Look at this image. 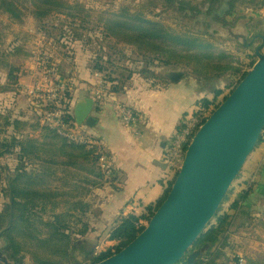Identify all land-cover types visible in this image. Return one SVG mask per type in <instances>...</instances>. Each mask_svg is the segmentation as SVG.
I'll return each mask as SVG.
<instances>
[{
	"label": "trees",
	"instance_id": "obj_1",
	"mask_svg": "<svg viewBox=\"0 0 264 264\" xmlns=\"http://www.w3.org/2000/svg\"><path fill=\"white\" fill-rule=\"evenodd\" d=\"M168 1L170 0H166ZM24 2L29 4L30 12L38 19L52 13L65 14L66 10L65 5L59 0H0V10L19 19L21 7L28 9V5L25 6ZM67 14H69L68 11ZM124 18L127 19L126 22L114 20L104 23V26L108 29H111V26H126L129 28L130 35L125 42L136 45L140 51L152 53L159 62L190 67L197 77L207 78L209 75L218 77L225 74L235 77L237 75L234 88L245 76V69L252 64L251 61L245 69H242L238 67L240 63L234 62L233 55L216 50L200 37L187 34L173 35L158 22L146 20L139 15L132 17L124 15ZM76 36L80 37V35ZM191 61L194 63H190ZM47 67L49 69L58 65L50 58ZM101 69L102 66L98 64L90 67L91 71L101 72L99 71ZM19 73V67H10L5 81L0 83V94L14 91L18 87ZM148 76L158 80L162 77L154 71H151ZM105 80L113 84L116 82V88L113 89L116 92L123 91L126 87L125 84L119 86V82L114 81L107 74ZM72 88L73 86L67 85L69 99ZM221 93L220 89H216L212 93V98L203 97L195 102L196 107L193 112L203 114L202 122L218 106L214 104V100ZM65 110L69 111L65 113L66 122L75 128L76 121L69 102ZM28 113L34 115L33 120L28 121V115L23 118L15 115L13 117L10 112L2 117L4 125L11 127L12 130L7 138L0 140V157L15 153L17 160L13 175L0 174V191L4 192L6 197L12 198L13 222L5 234L8 242L7 253L16 264H24L27 256L31 264H71L78 240L90 232L86 220V215L91 208L90 196L94 189L115 180L109 164L110 155L95 137L82 133L86 140L90 139L94 142L91 146L74 142L43 125L41 111L30 109ZM26 127L33 130L41 129L40 136L29 134L24 136L21 132ZM102 156L107 159L106 168L102 166ZM0 169L7 170V167H2L0 164ZM174 176L167 183L156 204L147 205V215L128 213L120 216L116 225L111 227L108 233V240L116 244L100 251L95 255L94 261L118 252L145 227L154 210L166 197ZM251 192L252 185L242 188L235 197L228 198V206L224 211H217L214 217L215 223L211 224L195 243V246L207 245V255L197 259L194 264H236L242 258L228 257L226 253L221 252V249L226 247L224 242L226 237L223 234L241 214L242 204ZM81 215H84L82 219L79 218ZM8 217L9 213H0V229L5 225ZM77 217L79 219L74 223ZM145 221L146 223L143 224ZM78 224L80 227L75 230L74 225ZM220 235H223L221 239ZM219 240H221L220 244L217 243ZM245 264H264V259H249Z\"/></svg>",
	"mask_w": 264,
	"mask_h": 264
},
{
	"label": "rangeland",
	"instance_id": "obj_2",
	"mask_svg": "<svg viewBox=\"0 0 264 264\" xmlns=\"http://www.w3.org/2000/svg\"><path fill=\"white\" fill-rule=\"evenodd\" d=\"M65 5V14L52 13L51 15L38 19L30 12V7L27 2H24L25 6L28 5V9H20L21 15L19 19H16L9 15V13L0 10V76H6L10 67H19L21 72L26 70L34 71V68H29L31 64L37 69L35 80L30 83L31 85L39 84L38 88H33V91L28 93L32 86L27 87L26 90H20V97L18 103H20L19 111L14 110L12 100L7 105L4 102L2 94H0V140L7 138L11 132V127L4 125V115L10 112L13 116H29L28 121L34 119V115L30 113L25 114L24 106L26 99L29 98V109H35L38 111L47 109L43 107H35L33 103L36 101V97L43 96L47 89V81L59 82L57 75V67H51L48 69V63L50 58L55 60H62L65 65L63 68L66 70V65L70 64L67 61H73L77 58L86 60L85 54H87V63L89 70L91 65L98 64L102 66V69L97 71H91L96 78V82L89 90L92 97L95 99L93 102L97 105H101L106 100L107 93H124L132 85L136 89L145 90L148 88L161 89L168 86L172 82H190L194 81V85H200L203 87V83H211L221 79V77L228 76L226 84L221 87V94L214 100V104H219L225 95H227L233 88L234 83L237 80L235 77L229 74L221 75L218 77L207 76V78L197 77L192 73L190 67H186L183 64L168 65L163 61L159 62L154 55L147 51H140L134 44L125 42V39L129 38L130 31L126 26H111V29L106 28L104 23L112 22L114 20L127 21L124 15L144 17L146 20L158 22L166 29L171 31L173 35L181 36L180 34H187L193 37H200L206 40L216 50L224 51L227 54L233 55V60L236 63H240V68H246L249 62H253V51L251 48L240 45L234 41L224 39H214L213 36L206 34L204 31H199L197 25L192 26L191 21L186 17L181 10L175 9L170 1L166 0H59ZM206 0H182L187 4L204 3ZM69 6V7H68ZM32 9V8H31ZM67 11L69 14H67ZM223 21L228 22L230 20L235 21L237 17L250 16L264 17V0H233L231 3V12L228 13ZM75 17V18H73ZM76 35H80L77 37ZM13 46V48H12ZM8 51V52H5ZM86 52V53H85ZM10 53V55L8 54ZM252 55V57H250ZM20 61L21 63H17ZM206 61V60H205ZM29 62V63H26ZM57 63V62H56ZM174 63V62H172ZM194 63V62H190ZM58 68H59V64ZM237 66V65H235ZM250 68V67H249ZM246 68L245 70H247ZM154 71L158 75L162 76L160 80L148 76L150 72ZM56 73V74H55ZM180 73V77L175 81L171 80L172 75ZM106 74L113 78L114 81L119 82V86L126 85L123 91L116 92L113 89L116 88V82L106 81ZM2 77L0 78L1 83ZM67 85L72 86L70 80L63 79ZM200 81V83L198 82ZM53 82V81H52ZM185 82V83H186ZM2 84V83H1ZM24 85H28L24 82ZM102 87L104 92L100 95V98H95L93 95L95 88ZM208 87V86H206ZM200 88V87H196ZM204 88V87H203ZM14 89V87H13ZM40 89H43L40 91ZM93 91V92H92ZM27 92V93H26ZM26 93V94H25ZM27 96V97H26ZM211 96V95H210ZM110 99V98H109ZM14 100V99H13ZM112 100V99H111ZM16 102V101H15ZM14 103V102H13ZM116 105H129L130 104L114 100ZM4 104L6 106H4ZM114 106V105H113ZM214 106V105H212ZM132 109L138 113L141 117V121L136 125H126L121 121L118 111L115 109L116 116L122 126L125 128H134L136 133L139 134L140 127L143 123H146L145 116L142 112L131 106ZM196 107V103H193L192 112L188 115H182L180 121L189 116H197L193 110ZM213 108V107H212ZM211 109V108H210ZM210 111V110H209ZM14 117V116H13ZM76 121V120H75ZM79 124V120H77ZM41 123L45 125L42 120ZM24 136L27 134L39 137L41 129L33 130L30 127H26L22 131ZM174 134L169 142V148ZM264 139V130L261 134V140ZM168 148V150H169ZM255 148L247 158L243 165L238 177L233 182L229 194L222 202L218 211H224L228 206V198L235 197L241 185V178L246 172ZM168 155V151H167ZM15 153L4 154L0 157L1 166H6L7 170L0 169V174L11 176L13 170L17 165ZM166 160L168 158L166 156ZM171 171V170H170ZM248 185H251L248 183ZM246 184L243 189L247 188ZM90 200V198H89ZM92 201V200H90ZM248 198L242 204V211L248 208L245 205ZM10 202V198L4 195V192L0 191V213L10 211L7 206ZM248 203V202H247ZM254 205H251L253 207ZM8 213V212H7ZM142 209L140 214H143ZM251 214H255L252 217L242 216L240 220H236L232 225L224 232L226 247L221 249V252L226 253L229 257H242L243 264L249 259H264V209L256 208ZM250 215V214H249ZM84 215L79 218L82 219ZM87 217V215H86ZM75 219L74 223L79 219ZM8 221V219H6ZM6 223V222H5ZM143 222V224H145ZM215 223V219L211 221L210 225ZM80 224L74 225V229H79ZM220 235V239L221 236ZM80 240V239H79ZM106 241H103L99 246H103ZM77 243V242H76ZM90 246L96 242L88 239L87 241L81 240L77 245ZM221 243V240L217 242ZM116 244V243H115ZM106 249V247H103ZM8 252V251H7ZM220 252V253H221ZM222 255V254H221ZM74 256V255H73ZM225 261L224 259H220ZM24 264H31L29 257L27 256ZM71 264H78L75 258L71 261Z\"/></svg>",
	"mask_w": 264,
	"mask_h": 264
},
{
	"label": "crops",
	"instance_id": "obj_3",
	"mask_svg": "<svg viewBox=\"0 0 264 264\" xmlns=\"http://www.w3.org/2000/svg\"><path fill=\"white\" fill-rule=\"evenodd\" d=\"M259 19L264 23V17ZM261 34L264 35V32ZM85 57L86 60L77 58L67 61L66 59V62L70 64L65 66L64 72L62 71L65 63L60 59H56V62L59 64L58 80L63 81L67 78L73 86L70 91V109L75 119L77 105L78 131L93 136L102 143L110 155L109 164L115 177L114 182H108L103 187L94 189L90 196L91 208L86 217L90 232L80 237L78 242L88 239L96 242L90 246L87 245L88 255L91 257L105 250L103 247L108 248L115 244L114 241L108 240V233L110 228L116 225L120 216L128 213L139 215L147 205L156 204L167 183L174 176L166 156L169 142L180 124L182 115L190 114L193 103L197 100L203 97L212 98L213 91L221 89L229 77H221L210 84L203 83L204 88L194 85V81L189 83L175 81L161 89L140 90L132 85L124 93H107L105 102L97 105L93 102L95 99L89 91L96 82V78L86 65L87 54ZM17 63L21 62L17 61ZM32 67L34 71L29 69L21 72L20 70L18 87L14 91L1 93L7 105L10 102L9 99L12 100L14 110L19 111L20 103L17 101L20 90L33 86L30 83L35 80L37 69L31 64L29 68ZM1 77V83H3L6 76L2 73ZM24 82L28 85H24ZM116 99L130 104L144 114L146 123L141 125L139 134L134 128H125L120 124L113 106ZM85 100L91 102L90 107H85ZM28 102L29 98L26 99L24 109H21L25 114L30 110H28ZM241 181L239 190L249 183L252 185V192L248 197V203H244L248 205V208L237 216L236 222L243 215L254 216L255 214L251 212L257 207L264 209V139L255 147ZM251 205L254 206L251 207ZM103 241H106L104 245L99 246ZM83 245L86 244L83 243Z\"/></svg>",
	"mask_w": 264,
	"mask_h": 264
},
{
	"label": "water",
	"instance_id": "obj_4",
	"mask_svg": "<svg viewBox=\"0 0 264 264\" xmlns=\"http://www.w3.org/2000/svg\"><path fill=\"white\" fill-rule=\"evenodd\" d=\"M247 35L245 29L229 40L244 44ZM246 47L253 51L250 68L192 135L166 197L145 227L118 252L99 261L86 252L77 257L78 264H194L207 255L208 246L195 243L211 226L264 130V35L254 34ZM84 102L90 107V101ZM7 206L10 216L0 229V264H15L2 252L13 222L12 198Z\"/></svg>",
	"mask_w": 264,
	"mask_h": 264
},
{
	"label": "built area",
	"instance_id": "obj_5",
	"mask_svg": "<svg viewBox=\"0 0 264 264\" xmlns=\"http://www.w3.org/2000/svg\"><path fill=\"white\" fill-rule=\"evenodd\" d=\"M56 74V73H55ZM47 81L46 93L43 96L36 97L34 104L35 107H45L47 109L41 110L42 122L51 129H54L56 133L72 140L77 143H83L87 146H91L94 142L90 139L86 140L82 132L78 131V128H72L69 122L65 120V113H69L66 109V104L70 103V99L67 96V84L65 81L56 82ZM39 84H36L29 89L28 93L33 91V88L37 89ZM43 89H40V91ZM93 92V91H92ZM104 92L102 87L95 88L93 95L95 98H100V95ZM115 109L118 111L121 121L126 125H136L141 121V117L136 113L131 106L114 103ZM203 114L197 116H189L180 121L178 129L174 133V139L171 142L168 150V163L170 170L175 173L178 171L181 161L183 159L184 151L189 143L192 135L195 133L198 126L201 124ZM102 166L106 168L107 159L105 156L101 157ZM144 214H148L147 209L144 210ZM236 264H243V259L240 258Z\"/></svg>",
	"mask_w": 264,
	"mask_h": 264
},
{
	"label": "flooded vegetation",
	"instance_id": "obj_6",
	"mask_svg": "<svg viewBox=\"0 0 264 264\" xmlns=\"http://www.w3.org/2000/svg\"><path fill=\"white\" fill-rule=\"evenodd\" d=\"M233 0H206L204 3L187 4L182 0H170L169 4L175 9L181 10L183 14L191 21V25H197L199 31L213 36L214 39L229 40L231 34L238 35L239 31L248 30V35L244 40V44L233 40L234 42L246 46L248 41L257 33L264 32V23L257 17L243 16L237 17L235 21L228 22L223 19L231 12V3ZM261 29L260 31H257ZM9 213V211L7 210ZM10 216V214H9ZM8 246H5L2 252L7 253ZM89 251L87 245H76L74 249V258L84 255ZM78 263V262H77ZM16 264V263H15Z\"/></svg>",
	"mask_w": 264,
	"mask_h": 264
}]
</instances>
